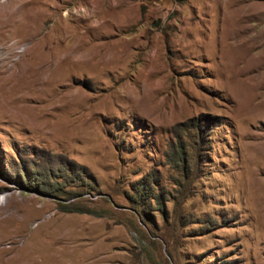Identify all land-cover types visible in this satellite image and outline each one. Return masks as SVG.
Here are the masks:
<instances>
[{"label":"rangeland","instance_id":"1","mask_svg":"<svg viewBox=\"0 0 264 264\" xmlns=\"http://www.w3.org/2000/svg\"><path fill=\"white\" fill-rule=\"evenodd\" d=\"M1 195L0 264H264V0H0Z\"/></svg>","mask_w":264,"mask_h":264},{"label":"trees","instance_id":"2","mask_svg":"<svg viewBox=\"0 0 264 264\" xmlns=\"http://www.w3.org/2000/svg\"><path fill=\"white\" fill-rule=\"evenodd\" d=\"M181 162H184V161H186V158H185V156H183L181 159ZM182 160H184V161H182ZM74 165V164H73ZM81 169H82V167L81 166H79ZM77 178L79 179V177L77 176ZM80 180H82L81 178H80Z\"/></svg>","mask_w":264,"mask_h":264},{"label":"built area","instance_id":"3","mask_svg":"<svg viewBox=\"0 0 264 264\" xmlns=\"http://www.w3.org/2000/svg\"><path fill=\"white\" fill-rule=\"evenodd\" d=\"M2 195L0 196V199H1Z\"/></svg>","mask_w":264,"mask_h":264}]
</instances>
